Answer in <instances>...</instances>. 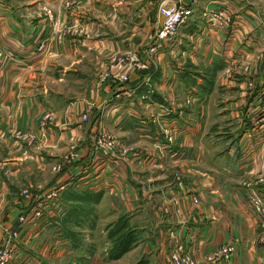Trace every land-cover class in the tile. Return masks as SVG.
<instances>
[{
  "label": "crops",
  "instance_id": "0c3cea01",
  "mask_svg": "<svg viewBox=\"0 0 264 264\" xmlns=\"http://www.w3.org/2000/svg\"><path fill=\"white\" fill-rule=\"evenodd\" d=\"M165 1L0 0V48L15 52L0 58V242L42 204L19 229L15 264H166L176 240L199 258L231 240L215 264H264L247 204L253 191L264 199V0H176L195 8L164 52L126 81L99 74L147 45ZM221 5L232 24L208 28L201 11ZM95 120L133 151L96 158ZM119 215L136 237L111 258L106 227Z\"/></svg>",
  "mask_w": 264,
  "mask_h": 264
},
{
  "label": "built area",
  "instance_id": "2783aa9c",
  "mask_svg": "<svg viewBox=\"0 0 264 264\" xmlns=\"http://www.w3.org/2000/svg\"><path fill=\"white\" fill-rule=\"evenodd\" d=\"M194 8L192 4L183 3H173L166 8L165 12L163 7L159 8L158 12L164 15L163 20L160 25L156 26L153 30L147 45L143 47L141 51L135 50L120 57L107 60L101 70L102 76L115 77L120 81H124L128 78L130 71L134 67L145 66V62L148 61L149 56L164 52L166 45L173 42L178 28L192 15ZM42 9L47 16L51 14L48 7L42 6ZM232 13L231 8L227 5H221L212 8H204L201 11V16L211 29L220 30L232 23ZM5 56L10 59L15 58V52L12 48H0V58ZM260 56L264 59V50L260 53ZM260 98L261 101H264V90ZM48 113L49 111L47 110L43 116H47ZM87 117L88 114L86 112L81 114L83 120L87 119ZM96 125V131L91 139L92 152L96 158H100L103 155L110 157L120 156V153H126L132 150L130 145L119 143L101 123L97 122ZM178 129L179 128L164 130V135L168 143L173 141V136ZM40 135L44 136V133L40 132ZM31 138L32 136L28 139ZM170 149V147L167 148L168 152ZM22 192L24 193L25 189H23ZM53 194V191L47 192L45 197L49 199ZM199 199V195H193L191 197V202L197 204ZM247 204L250 209L260 217L261 228L264 233V199L257 192L253 191L247 195ZM41 207L42 204L37 203L30 211L20 213L17 216V226L6 230V236L2 238L0 242V264H15L17 252L15 240H17L19 236V229L29 220L35 221L37 216L41 214ZM235 251V243L231 240H227L215 243L208 254L199 258L196 257L191 250L184 248L179 240H176L174 246L167 253L166 264H215V262L219 260H230Z\"/></svg>",
  "mask_w": 264,
  "mask_h": 264
},
{
  "label": "trees",
  "instance_id": "16d2710c",
  "mask_svg": "<svg viewBox=\"0 0 264 264\" xmlns=\"http://www.w3.org/2000/svg\"><path fill=\"white\" fill-rule=\"evenodd\" d=\"M106 236L109 239L107 254L111 258H116L130 247L136 237V230L126 224L124 215H119L106 227Z\"/></svg>",
  "mask_w": 264,
  "mask_h": 264
},
{
  "label": "rangeland",
  "instance_id": "374dc122",
  "mask_svg": "<svg viewBox=\"0 0 264 264\" xmlns=\"http://www.w3.org/2000/svg\"><path fill=\"white\" fill-rule=\"evenodd\" d=\"M173 3H176V4H178V3H180V2H178V1H165V2H161L160 4H159V6H158V8H156V12H158V9L159 8H161V7H163V10H164V12H165V10H166V8L167 7H169L171 4H173ZM47 7V6H46ZM158 14L159 15H161V19H160V21H159V23H158V25H160V23L162 22V20H163V16L164 15H162V14H160L159 12H158ZM232 19H233V13H232ZM232 22H233V20H232ZM261 23H263L264 24V22H261ZM207 24V23H206ZM232 24V23H231ZM230 24V25H231ZM230 25H228L227 27H225L224 29H226V28H228ZM208 28H210L209 26H208ZM149 40V39H148ZM264 50V46L260 49V51H259V54H258V56L259 57H261L260 56V53L262 52ZM133 51H135V50H126V51H124V52H122V53H120V54H118V55H116V56H114V57H108L107 58V60H109V59H113V58H116V57H120V56H122V55H125V54H127L128 52H133ZM138 51V50H137ZM141 51V50H140ZM141 55H143L142 53H140ZM144 56V55H143ZM259 57H258V59H259ZM262 58V57H261ZM263 59V58H262ZM134 68H136V67H134ZM133 68V69H134ZM102 73V71H100V73L99 74H101ZM107 77H109V78H115V77H110V76H107ZM117 79V78H116ZM128 79V78H127ZM126 79V80H127ZM126 80H124V81H126ZM250 84V83H249ZM220 100V99H219ZM219 100H217V102H220ZM221 103V102H220ZM87 114H88V109H86V111H85ZM89 118V116L87 117V119ZM214 118H216L215 116H214ZM87 119H84V120H87ZM229 122V120L228 119H226V120H222V121H220V123H218V122H214L213 123V131H217V135H220V132H221V134H224V130H226V128H227V123ZM96 123H97V121L95 120V122H94V124H95V129H94V132H93V134L95 133V131H96V127H97V125H96ZM222 126V127H221ZM93 134H92V136H91V139H92V137H93ZM112 134V133H111ZM127 145H130L131 147H132V150H130V151H127L126 153L125 152H123V153H120V157H122V156H125L128 152H132L133 151V149H134V146H133V144H127ZM91 150H92V147H91ZM193 196V195H192ZM191 196V197H192ZM199 201H200V199H199ZM100 221V223H105V219H101V220H99ZM95 238L96 239H100V236H98L97 234H96V232H95ZM121 255V254H120ZM142 257V256H141ZM126 258V257H125ZM141 261H143L142 260V258H140V257H129L128 259H121L120 261H118V263H116V264H141Z\"/></svg>",
  "mask_w": 264,
  "mask_h": 264
}]
</instances>
